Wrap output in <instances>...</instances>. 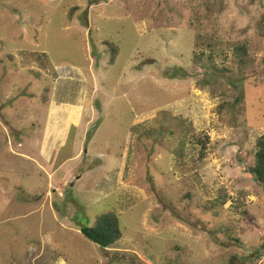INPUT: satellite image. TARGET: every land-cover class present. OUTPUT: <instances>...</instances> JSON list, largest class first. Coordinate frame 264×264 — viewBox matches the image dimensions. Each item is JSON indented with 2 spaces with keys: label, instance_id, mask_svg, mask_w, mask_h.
Returning <instances> with one entry per match:
<instances>
[{
  "label": "rangeland",
  "instance_id": "1",
  "mask_svg": "<svg viewBox=\"0 0 264 264\" xmlns=\"http://www.w3.org/2000/svg\"><path fill=\"white\" fill-rule=\"evenodd\" d=\"M262 19L264 0H0V264H264ZM105 212L103 249L79 229Z\"/></svg>",
  "mask_w": 264,
  "mask_h": 264
},
{
  "label": "trees",
  "instance_id": "2",
  "mask_svg": "<svg viewBox=\"0 0 264 264\" xmlns=\"http://www.w3.org/2000/svg\"><path fill=\"white\" fill-rule=\"evenodd\" d=\"M261 28L260 32L264 36L263 23ZM238 52L243 56V60H248L243 47L239 48ZM111 54L114 58L116 50H112ZM197 142L201 145V149L205 148V141L198 139ZM255 148L254 162L249 168V173L259 186L264 187V135L256 139ZM79 232L89 242L103 249L111 247L122 238L118 216L113 212H105L97 216L91 227H82Z\"/></svg>",
  "mask_w": 264,
  "mask_h": 264
}]
</instances>
